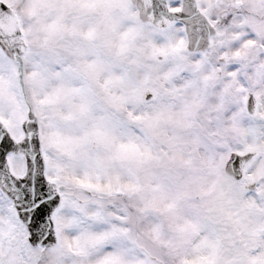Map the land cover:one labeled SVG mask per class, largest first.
<instances>
[{
	"label": "snow or ice",
	"instance_id": "1",
	"mask_svg": "<svg viewBox=\"0 0 264 264\" xmlns=\"http://www.w3.org/2000/svg\"><path fill=\"white\" fill-rule=\"evenodd\" d=\"M0 264H264V0H0Z\"/></svg>",
	"mask_w": 264,
	"mask_h": 264
}]
</instances>
